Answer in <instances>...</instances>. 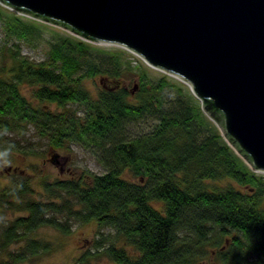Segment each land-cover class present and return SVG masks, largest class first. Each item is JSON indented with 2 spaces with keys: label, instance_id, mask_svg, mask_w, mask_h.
Masks as SVG:
<instances>
[{
  "label": "trees",
  "instance_id": "obj_1",
  "mask_svg": "<svg viewBox=\"0 0 264 264\" xmlns=\"http://www.w3.org/2000/svg\"><path fill=\"white\" fill-rule=\"evenodd\" d=\"M25 18L0 10L8 37L34 34L35 25ZM3 48L10 64L0 67V152L16 150L2 134H22L31 125L54 149H67L74 140L92 145L105 169L43 179V200L17 202L31 192L28 178L0 191V207L27 212L0 233V249L27 243L23 253L11 256L13 261L49 250L48 243L31 237L37 228L49 225L67 234L74 220L115 230L110 243L96 241L94 248H103L116 264H201L210 256L220 264H264V177L229 145L182 86L166 76L153 84L144 70L134 99L118 85L103 86L94 96L83 80L97 75L118 79L124 64L118 52L70 33L57 39L42 61L30 60L19 48ZM168 84L180 93L171 106L161 99ZM24 85L34 88L39 101L60 108L78 103L85 114L34 105ZM147 117L155 122L150 130L128 133L131 122ZM153 201L162 202L163 209ZM87 255L91 251L78 260Z\"/></svg>",
  "mask_w": 264,
  "mask_h": 264
},
{
  "label": "water",
  "instance_id": "obj_2",
  "mask_svg": "<svg viewBox=\"0 0 264 264\" xmlns=\"http://www.w3.org/2000/svg\"><path fill=\"white\" fill-rule=\"evenodd\" d=\"M88 42L122 46L188 83L236 152L264 172V0H0Z\"/></svg>",
  "mask_w": 264,
  "mask_h": 264
},
{
  "label": "rangeland",
  "instance_id": "obj_3",
  "mask_svg": "<svg viewBox=\"0 0 264 264\" xmlns=\"http://www.w3.org/2000/svg\"><path fill=\"white\" fill-rule=\"evenodd\" d=\"M0 10L3 11L4 16L14 13L22 15L2 3H0ZM22 16L27 17L25 18L27 22L29 21L35 25L36 31L32 36L25 39H19L16 36L8 37L2 27V21H0L1 68L3 65L8 66L10 64L9 53L6 50L4 51L3 45L19 48L21 53L32 61H42L46 59L49 49L57 39L68 33L72 34L60 26L25 15ZM90 43L105 51L118 52L125 67L123 75L118 79L104 78L103 75L84 79V87L94 96L104 88L103 86L118 85L119 87H125L129 91L130 98L134 99L135 94L141 87V79L143 77L141 72L146 70V78L151 83L158 85L161 78L166 76L170 83L182 86L186 96H194L191 100L198 103V106L202 108L201 100L195 96L188 83L167 74L161 69L152 67L138 54L122 46L104 42ZM22 90L34 105L44 106L46 109L49 108L54 111H64L65 109L75 111L76 115L80 117L85 114V106L78 103H69L66 108H60L55 103L39 101L34 95V88L30 85H24ZM178 96H180V93L176 86L168 84L161 89V99L166 103V106L173 105L177 101ZM210 120L212 121V119ZM154 123V120L149 117L140 119L136 122H131L127 131L129 134L143 133L150 130ZM2 135L13 143L16 150H10L8 153L0 152V191L4 187L12 186L15 182L24 178H28L32 183L31 192L22 200H17L18 203L23 204L28 199H46V196L42 193L43 179L53 180L59 176H79L84 169L95 173H103L105 171L103 165L98 161L97 153L93 146L81 140L69 142V148L67 149H54L50 147L48 139L41 137L31 125L22 134L5 132ZM55 155L56 160H53ZM255 172L264 177L263 171ZM126 176L134 180L138 179L131 173L126 174ZM226 181L224 180L221 183L223 184ZM153 204L163 209L162 202L153 201ZM26 214L27 212L21 210V207L19 209L8 206L0 207V233L16 217ZM114 235V229L111 227L99 228L96 221L81 223L73 220L71 231L67 234L60 232L53 226L44 225L37 228L31 237L41 241V243H48L49 250H40L38 254L28 255L26 259L16 262L12 260L11 256L22 252L27 243L23 240L13 242L5 249H0V264H116L102 252L103 250L101 249L103 248L100 250L94 248L96 241H102L107 245L110 243L108 240L113 239ZM118 244L122 243L118 242ZM88 251H91V255H87L86 259L79 261L78 259ZM201 264L220 263L214 256H210L204 258Z\"/></svg>",
  "mask_w": 264,
  "mask_h": 264
}]
</instances>
